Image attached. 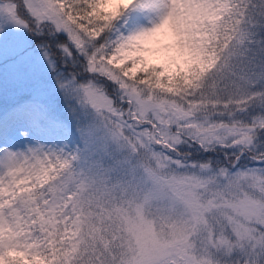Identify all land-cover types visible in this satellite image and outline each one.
<instances>
[{
  "label": "snow or ice",
  "instance_id": "1",
  "mask_svg": "<svg viewBox=\"0 0 264 264\" xmlns=\"http://www.w3.org/2000/svg\"><path fill=\"white\" fill-rule=\"evenodd\" d=\"M0 264H264V0H0Z\"/></svg>",
  "mask_w": 264,
  "mask_h": 264
}]
</instances>
